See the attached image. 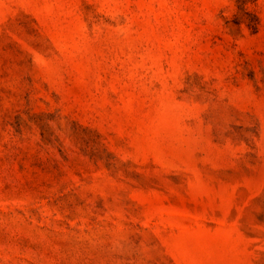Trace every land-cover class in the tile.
<instances>
[{"label":"rangeland","instance_id":"1","mask_svg":"<svg viewBox=\"0 0 264 264\" xmlns=\"http://www.w3.org/2000/svg\"><path fill=\"white\" fill-rule=\"evenodd\" d=\"M0 264H264V0H0Z\"/></svg>","mask_w":264,"mask_h":264}]
</instances>
